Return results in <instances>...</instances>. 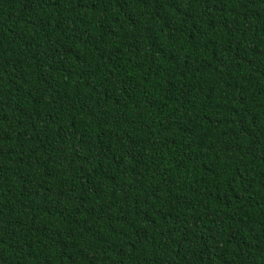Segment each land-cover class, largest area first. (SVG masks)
<instances>
[{"label": "trees", "instance_id": "trees-1", "mask_svg": "<svg viewBox=\"0 0 264 264\" xmlns=\"http://www.w3.org/2000/svg\"><path fill=\"white\" fill-rule=\"evenodd\" d=\"M0 264H264V0H0Z\"/></svg>", "mask_w": 264, "mask_h": 264}]
</instances>
